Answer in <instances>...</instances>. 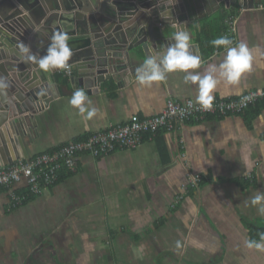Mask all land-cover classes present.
Segmentation results:
<instances>
[{"label":"crops","instance_id":"crops-1","mask_svg":"<svg viewBox=\"0 0 264 264\" xmlns=\"http://www.w3.org/2000/svg\"><path fill=\"white\" fill-rule=\"evenodd\" d=\"M187 2L178 25L168 13L160 28L173 33L185 26L193 54L202 58L198 71L222 59L213 55L203 27L212 40L225 28L223 35L228 34L235 22V42L253 49L251 72L239 85L221 82L214 99L264 89V55L256 51L264 52V0ZM70 45L79 52L78 44ZM137 52L140 56L132 54L136 68L145 59L142 50ZM76 65L71 63L70 70ZM71 76L62 70L56 74L60 97L36 114L35 125L27 120L20 127L22 145L11 148V157L19 153L30 159L127 124L134 116H158L169 99L195 101V86L185 84L180 72L151 88L139 86L135 75L130 81L110 78L98 92L79 85L82 78L73 86ZM81 87L99 110L87 129L68 103ZM257 104L243 115L184 122L175 132L143 135L134 149L97 159L82 154L77 172L62 173L58 183L17 208H10L9 194L0 191V264H264V252L244 246L264 230V216L250 204V197L264 192V105ZM11 157L0 156V168ZM186 166L200 176L198 188L189 192L184 190ZM23 186L14 190L23 192Z\"/></svg>","mask_w":264,"mask_h":264},{"label":"water","instance_id":"water-1","mask_svg":"<svg viewBox=\"0 0 264 264\" xmlns=\"http://www.w3.org/2000/svg\"><path fill=\"white\" fill-rule=\"evenodd\" d=\"M187 1L0 0V77L9 85L0 93V156L11 157V148L22 145L20 127L23 130L27 120L35 125L36 114L61 95L56 77L61 70L44 72L24 62L20 43L42 56L53 32L67 31L73 40L69 44L79 45L70 61L79 63L71 70L73 86L82 78L79 85L98 92L110 78H133L135 51L140 56L137 51L142 50L146 58L173 42L172 32L161 29L160 22L171 18L178 25L179 13L190 6ZM177 30L186 31L185 26ZM10 159L5 166L23 157L18 153Z\"/></svg>","mask_w":264,"mask_h":264},{"label":"clouds","instance_id":"clouds-1","mask_svg":"<svg viewBox=\"0 0 264 264\" xmlns=\"http://www.w3.org/2000/svg\"><path fill=\"white\" fill-rule=\"evenodd\" d=\"M69 34L63 29L55 30L51 36L45 54L37 56L30 45L20 43L19 50L24 62L34 63L44 72L62 70L67 72L71 68L70 61L73 57V49L69 44ZM172 43H169L162 51L150 53L135 69V79L139 86L151 88L155 82L164 81L168 74L184 73V83L195 86V103L203 110H211L214 103L213 93L219 84L239 85L246 73L251 72L254 63L253 49L245 42H234L227 35L219 36L210 41L216 50L213 55L221 56L219 63H208L203 73L198 71L202 66V58L192 52L193 42L188 31L177 30L171 35ZM264 55V52L256 50ZM9 87L6 80L0 77V93ZM69 105L77 110V115L85 121L92 120L99 111L86 93L84 88L76 89L68 101ZM246 169L251 168V161L247 156L243 157ZM251 206L257 209L259 215L264 216V192L257 191L250 197ZM259 239H246L244 246L264 252V232L257 233ZM143 252V245L137 250Z\"/></svg>","mask_w":264,"mask_h":264},{"label":"built area","instance_id":"built-area-1","mask_svg":"<svg viewBox=\"0 0 264 264\" xmlns=\"http://www.w3.org/2000/svg\"><path fill=\"white\" fill-rule=\"evenodd\" d=\"M235 22H230L228 36L236 37ZM71 75V70L67 71ZM264 103V89L245 92L237 98L214 99L211 110H203L193 100L176 101L169 99L166 108L158 116L142 119L131 118L127 124L110 126L80 141H72L53 152L36 155L30 159H19L0 168V191L9 194L10 208L26 204L31 196H40L46 189L59 182L62 173L77 172V159L87 154L94 159L101 158L121 149H134L140 144L143 135L154 134L160 130L174 131L177 124L200 122L210 117L225 118L242 113L249 107ZM186 168L188 179L184 190L198 188L200 176ZM24 183L23 192L14 190V186ZM182 197H179L178 202Z\"/></svg>","mask_w":264,"mask_h":264},{"label":"trees","instance_id":"trees-1","mask_svg":"<svg viewBox=\"0 0 264 264\" xmlns=\"http://www.w3.org/2000/svg\"><path fill=\"white\" fill-rule=\"evenodd\" d=\"M222 10H223V9H222ZM226 29H227V28H225V29L223 30L221 36H223V33H225L224 31H226ZM202 30L205 32V37H207V40L210 42V41H211V37H209V32H210V31H205V30H207V28H204V27L202 28ZM258 105H264V103H260V104L258 103L256 106H258ZM250 108H251V107H249L248 109L244 110V111H243L242 113H240V114L243 115V113L246 112L247 110H249ZM240 114H237V115H240ZM244 114H245V113H244ZM212 117H213V116H212ZM215 118H216V117H215ZM87 137H88V136H87ZM87 137H86V138H87ZM3 190H5V189H2L1 191H3ZM5 191H6V190H5ZM190 191H192V190H190ZM30 199H31V197L29 198V200H30ZM29 200H28V201H29ZM256 229H257V228H256ZM259 231H260V232H264V230H259Z\"/></svg>","mask_w":264,"mask_h":264}]
</instances>
